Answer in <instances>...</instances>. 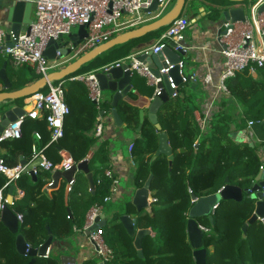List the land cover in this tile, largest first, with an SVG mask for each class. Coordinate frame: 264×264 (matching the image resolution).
<instances>
[{"label": "trees", "instance_id": "16d2710c", "mask_svg": "<svg viewBox=\"0 0 264 264\" xmlns=\"http://www.w3.org/2000/svg\"><path fill=\"white\" fill-rule=\"evenodd\" d=\"M204 1L211 3V0ZM212 14L219 15L220 11L213 7ZM167 27L157 29L145 38L158 37ZM93 65L87 68H94ZM12 73L18 78L14 83L15 88L39 79L30 65H22ZM77 75L75 73L71 77ZM64 81L65 101L70 112L64 119L63 136L52 140L44 118L26 119L20 138L3 141H8L7 151L3 155L8 166L18 165L21 154L31 160L33 145L43 148L55 164L62 161L60 149L68 150L77 163L87 157L96 143V138L89 136L88 132L94 128L100 110L91 100L84 81L69 78ZM227 85L232 96L220 99V110L213 115L204 131L194 117L191 100L179 96L161 106L158 120L169 137L174 154L172 165L164 154L153 159L159 143L155 125L148 119L141 125L138 107L125 100L119 104V111L127 126L134 131L141 126L131 151L136 163L137 185L142 187L153 175L152 213L145 210L137 212L132 202H128L124 214L134 215L138 229L150 228L154 235L144 236V257H139L134 237L127 233L119 220L122 212H115L103 227L104 239L114 251V259L107 264H196L186 231L188 212L194 205L191 195L200 198L215 194L225 185L226 178L230 184L245 190L244 199L222 201L213 213L214 224L208 217L199 219L209 229L204 232L208 252L206 264H264L263 221L257 219L250 224L246 238L242 231V226L256 209L257 199L249 197L247 190L261 171L258 145L240 143L232 136L234 131L246 129L249 120L258 123L264 132V67H259L254 75L249 71L240 72L230 78ZM133 95L130 93V96ZM238 106L243 114L238 111ZM35 131L41 133V139L37 142ZM52 153L55 158L51 157ZM108 162L105 142L89 159L95 191H89L86 176L75 179L69 200L73 218L69 216L65 204L64 185L55 188L50 198L43 191L51 181L50 171L38 170L36 180L27 173L22 174L16 185L24 196L15 199L10 208L22 215L20 231L30 246L37 248L47 240L50 236L47 226L54 239L69 238L77 230L84 229L89 211L96 206H105L106 198L111 194L113 178L100 169ZM5 181L6 178L0 174V187ZM15 239L16 235L0 222V264H29L31 258L17 252ZM33 264H59V261L50 255L36 258ZM84 264H98V260L88 259Z\"/></svg>", "mask_w": 264, "mask_h": 264}, {"label": "built area", "instance_id": "2783aa9c", "mask_svg": "<svg viewBox=\"0 0 264 264\" xmlns=\"http://www.w3.org/2000/svg\"><path fill=\"white\" fill-rule=\"evenodd\" d=\"M17 1V0H8ZM35 1V20L30 24V31H22L16 38L12 46H6L7 30L0 27V53L8 55L16 67L22 65H30L38 76H45L50 73L54 67L60 66L62 61L51 60L44 56V50L47 47L48 41L53 38L59 40L62 36L71 34L74 28L84 25L87 30V36L75 47L71 46V53L67 59H74L82 56L93 48L109 41L116 34L126 28L138 26L152 19L153 17L162 16L168 6L174 0H34ZM154 1H157L156 11L146 13L144 10L149 8ZM264 3V0H258L253 4L254 15L252 18H247L244 21L224 22L220 30L224 31L219 35V40L223 44L221 54L225 59V69L220 77L217 86V95L204 107L202 122L199 123L200 128L204 131L208 126L213 115L219 110V102L221 98L231 97V91L227 85L230 78L235 77L238 73L249 71L251 74H256L259 67H264V11L259 12V7ZM151 14H154L150 16ZM241 24V25H240ZM190 25V19L186 15H181L168 25L157 40L144 50L131 54L124 60L105 66L103 69H108L112 66H119L123 63L128 65L129 70L133 74L141 75L147 79L148 84L155 86L156 91L154 96L160 93L158 84L162 81V77H156L149 66V63L140 61L138 56L142 53H158L165 48L169 43L173 42L175 49L183 50L185 53L192 50L194 47L185 42V32ZM57 55L60 51L57 50ZM52 62V64H51ZM167 67H162L160 74H167L175 65H171L167 60ZM180 68L184 66V61L177 63ZM98 71V70H97ZM96 70L89 72L86 75L72 77L73 80L84 81L88 87L89 95L98 108L103 98L102 91L98 79L96 78ZM182 83L188 81V78L181 72ZM171 88L174 90L171 98L181 96L180 85L176 84L171 76L168 77ZM212 76L206 75L205 82L212 84ZM64 80L58 81V84L48 82L46 86L48 90L36 91L29 97L32 105L26 113L17 118L16 121L10 122L1 132L0 141L8 139H17L22 136V125L26 119L44 118L51 131L52 140H58L63 136L64 119L70 112V107L65 101ZM218 94L221 96L218 97ZM215 101L218 103L215 104ZM244 116V115H243ZM1 118V115H0ZM256 124L255 121L249 120L247 128H252ZM103 125L100 122L97 125L95 134L100 137L102 134ZM38 139H41L39 131L34 132ZM133 144L130 145L132 151ZM261 156V171H264V153L259 150ZM39 159L38 166L27 169V165L8 166L3 158H0V173L6 177V181L0 187V211L7 203L6 189L15 183L24 173L34 175L38 174V170H69L77 162L72 156H65L60 163H53L47 156L43 148L33 145L31 162ZM106 175L113 178V173L107 170ZM75 178L70 182L69 190H72ZM51 184V182H50ZM223 188V187H222ZM221 190V189H220ZM264 190V189H263ZM23 195V192H22ZM108 197L106 198V201ZM151 203L153 197L150 198ZM195 203V201L193 200ZM218 206V205H217ZM213 208L212 214L217 208ZM103 206L93 207L90 211L89 219L84 226L83 231L93 225L98 213ZM18 218L22 221L23 217L18 214ZM264 223V217L261 218ZM200 228L207 232L209 229L203 225ZM89 239L95 246L97 258L103 264L114 259V251L110 248L103 235V227H97L94 231L88 234ZM49 256V250L47 257Z\"/></svg>", "mask_w": 264, "mask_h": 264}, {"label": "water", "instance_id": "95a60500", "mask_svg": "<svg viewBox=\"0 0 264 264\" xmlns=\"http://www.w3.org/2000/svg\"><path fill=\"white\" fill-rule=\"evenodd\" d=\"M187 0H178L177 4L173 9H171L167 14L154 19L152 22L141 25L138 28H135L128 33L110 39L109 41L93 48L92 50L86 52L82 56L74 59H67L69 54L71 53L72 47L78 45L86 36L87 30L84 25L78 26V31L72 32L67 36H62L59 40H55L51 38L47 47L44 50V56L51 60H60L62 61L61 65L67 64L64 68L51 72L47 75V77L43 76L32 84L25 86L24 88L13 91V92H5L0 93V103L14 100L17 98H27L32 96L36 91L43 88L48 82L53 81H61L66 78L73 80L71 77L73 74L77 73L82 67L88 66L95 58L100 56L101 54L107 52L111 48L116 45H120L126 43L127 41L144 36L148 33H151L157 29H160L164 26L171 24L175 19L181 16L183 10L185 8ZM231 2H246L252 0H229ZM26 2L24 0H17L13 2L10 6V9H13L14 13L9 22L7 23V35H6V46H12L18 37V35L22 31H26L29 33L30 24L25 26L23 13ZM157 1H154L152 5L145 9L146 13H150L156 11L157 9ZM264 11V3L259 7V12ZM223 16L226 20H230L231 22L244 21L246 19V10L244 8H230L223 11ZM193 17V16H192ZM191 18V16H190ZM226 30L221 31L220 34L224 33ZM219 34V35H220ZM176 45L171 42L165 48H163L158 53H142L138 56L140 61H144L149 63L150 69L152 73L156 76L162 77V81L158 84V88H160V93L154 96L151 100V103L148 107V118L155 125L156 130L158 131L159 143L157 150L153 159H156L160 155H166L169 159L170 165L173 163L174 154L173 150L169 144V137L166 131H162V126L158 120V112L161 106L168 102L171 99L173 89L169 83L168 77L171 76L174 82L178 85L182 84V76L181 72L183 71L180 66L177 64L178 62L183 60L184 51L175 49ZM57 50L60 51V55H57ZM167 60L171 65H175L172 69L169 70L167 74H160L159 70L162 67H167ZM6 65L5 62L0 69V80L3 82L5 88H11V81L6 73ZM96 78L98 79L100 89L102 92H111L112 100L111 106L113 107L111 114L114 119V122L117 125L122 124V118L118 112L117 106L120 100H122L131 89V78L134 75L131 70H129L128 65L123 63L119 66H112L108 69H100L96 70ZM3 105V104H2ZM0 106L1 118H0V134L3 129L12 121H16L18 117L24 115L26 111H28L32 105V101L26 102L24 106H13L7 108V105ZM104 113V110L101 111V114ZM145 111H140V121L141 125L144 122ZM141 126L139 127V130ZM237 133V132H236ZM235 132H233V136ZM252 146V145H251ZM198 147V146H196ZM21 165H27L26 160L21 158ZM40 163V160H35L32 164H28L27 169H32ZM78 171H83L87 174L89 179L90 188L94 192L95 190V182L93 173L90 172L88 166V160H82L77 164H74L69 170H55L52 174L53 180L51 184H49V188H55L58 186L59 181L64 178L67 182L66 186V194H65V202L68 204L69 198V188L70 182L75 178V174ZM33 178L36 180L37 175L31 173ZM152 179L153 175L151 174L145 184L138 188L133 196L132 204L136 207L137 212H141L145 210L149 213H152L151 209V200H150V191L152 188ZM15 189L14 185L10 186L9 193L11 198H7V203L4 205L3 209L0 211V222L14 235H16L15 245L16 250L20 255L28 256L31 258L29 264H33L36 261V258H47L48 250H52L57 245V241L54 240V236L51 234L49 226H47L48 232L50 236L47 240L35 248L29 245L26 241L24 235L20 231V220L18 218V214L14 212L10 205L13 203L12 195ZM264 171H260L258 176L256 177L255 182L251 186L248 192V196L257 199L256 209L252 217L242 226L243 236L246 238L248 236V227L250 224L254 223L257 219H261L264 217ZM244 192L241 187L232 185L229 183V179H225V185L221 190H219L215 194H211L208 196H203L197 198L196 195L192 194V200L195 201L194 205L191 207L188 213L187 220V235L188 241L193 250V257L196 264H206L207 262V249L205 246L204 240V231L199 226V219L203 217H208L211 221V224H214V217L212 214L213 208L219 205L222 201L225 200H233V201H241L244 199ZM69 216L72 217V213L68 208ZM120 222L125 227L127 233L134 237V245L137 249V255L141 258L144 257L143 251V238L147 234H151V229H138L137 227V218L132 217L130 214H121L119 216ZM107 223L105 214L99 215L93 225H91L87 230L86 234H90L91 231H94L97 227H104ZM62 245V244H61ZM59 248V247H58ZM60 261L59 264H77V259L74 256L70 255H61L58 259ZM99 264H103L100 262Z\"/></svg>", "mask_w": 264, "mask_h": 264}, {"label": "crops", "instance_id": "0c3cea01", "mask_svg": "<svg viewBox=\"0 0 264 264\" xmlns=\"http://www.w3.org/2000/svg\"><path fill=\"white\" fill-rule=\"evenodd\" d=\"M24 1L26 2V5L24 7L23 18H24L25 26H27L28 24H31L35 20V15H36L35 1L34 0H24ZM177 1L178 0H176V3L172 7V9L177 4ZM228 1L229 0H211L210 3L211 5H210L204 0H189V3L188 4L186 3L184 8V10L186 9V12L183 10L184 14L188 16L190 19V25L185 32V42L187 44L193 45L194 47L192 48V50H189L188 52L184 53L183 56L184 66L182 72L188 78V81L180 84L179 89L181 92V98H184L185 100L189 99L192 101L194 107L193 114L198 124L202 122V119L204 118L203 116L204 107L207 104H209L211 101H213L214 100L213 98L217 95V86L219 84L220 77L225 69V59L221 54V49L223 48V44L219 40L220 28L224 24V22L228 21L224 18L223 11L230 8H244L246 10V17L252 18L254 15L253 4L258 0L256 1L252 0L248 2H228ZM12 3L13 1L0 0V27L2 28L7 29L8 26L7 23L13 16L14 13L13 9L9 10ZM213 7L218 8V10L220 11L219 15L212 14ZM184 14L182 13L181 15ZM154 18L156 19V17H153L152 20H154ZM148 22L149 20L143 24H146ZM143 24L131 28H126L120 33L116 34L113 38L122 36L128 33L129 31L140 27ZM76 31H78V27H76V30H73V32ZM148 34L138 38L131 39L126 43L114 46L107 52L97 57V58L104 57L103 61L105 62H103V64L100 67L97 68H87V66L82 67L81 68L82 71L79 70L80 72H78L77 76L86 75L94 70L103 69L107 65L120 62L125 58H127L128 56H130L131 54L138 53L144 50L148 46L152 45L158 38L155 37V38L147 39L145 37ZM97 58H95L93 63L91 62L90 64L93 65L94 62L97 61L96 60ZM5 62L7 63L6 73L11 81L12 86L11 88L7 89L5 88L3 82L0 80V93L17 91L37 81V80L31 81L22 85L21 87L15 88L14 83L18 81V78L12 72L18 70L20 66L16 67L12 62V59L8 55L0 53V69L2 68ZM66 65L67 64L60 65L59 68L55 69L54 71H58L64 68ZM208 74L212 76L213 81L211 85L205 82V77ZM38 77L39 79L41 78V76ZM130 83H131L130 91L122 100L119 101L117 106L120 117L122 118L121 113L119 111V104L123 100H125L126 102H129L131 105L138 107L140 111L144 110L145 111L144 120L145 119L149 120L148 107L151 103L152 98L154 97L156 87L148 84L147 79L145 77L137 74H134L132 76ZM130 93L134 95L130 96ZM112 94L113 93L108 91L102 92L103 98L100 104V106L103 107L102 109L98 108L97 104L93 101L94 104L97 106V109H99L100 111L98 112V118L95 123V126L90 132H88V135L94 136L96 138V143H94V145L91 147L87 157L85 158L88 160V166H89V159L100 149V146L103 143L105 142L107 143V149L109 154L108 165L102 167L96 164V166H100V169L102 171L106 172L107 170H110L113 173V185H112L111 194L108 196V200L106 201L105 206L103 205V207L100 209L99 213L97 214L98 216L101 214H105L107 221L112 217V215L115 212L120 211L118 210V208H120L121 210L122 209L125 210L127 203L132 202L136 190L140 188L137 185L135 179L136 163L133 161L132 154L130 151V145L134 143L137 137H139V130H138L139 128L137 129L138 131H134L132 128L127 126V123L124 121L123 118H122V124L120 126L114 122V119L111 114V111L113 109V107L111 106ZM219 96L221 95L218 94L217 98H219ZM29 101H30L29 97L17 98L14 100L2 102L3 105L0 103V106L7 105V108L13 106H24V104ZM217 103L218 102L215 101V104ZM102 110H104L103 114H101ZM1 114L2 113L0 112V115ZM100 122L103 125V130L101 136L98 137L96 136L95 131L97 125ZM162 131H164L163 127H162ZM234 132L235 135L233 136L232 133V136L235 137V139L238 142L240 143L248 142L252 146L256 144L258 145L257 152H259V150H262L264 153V132L262 131L258 123H256L252 128H246ZM38 140L39 139L36 137V142ZM7 143L8 141L5 142L0 141V158H3V155L7 151V146H6ZM59 154L62 157V159L65 156L68 155L71 156L70 152L66 149H60ZM51 157L55 158V154L52 153ZM21 158L26 160L27 164H32L34 162V161L31 162V160L25 158L21 154L19 157L20 159L19 164L21 163L22 160ZM53 172L54 171L49 172L51 173L50 182H52L53 180L52 177ZM90 172L92 171L90 170ZM28 175H30L31 178L35 180L31 174ZM78 176L79 177L86 176V178L88 179L87 174L83 171H78L75 174V179L78 178ZM49 184L50 183H48V185H46L43 189L44 193L48 196V198L52 196V191L55 188L60 187L61 185H64L65 194H66L67 182L64 178H62L59 181L58 186L55 188H49L48 187ZM88 184H89V191H92L90 188L89 179H88ZM12 185L15 186V189L13 191L11 200L14 201L17 198L23 197L24 193L22 195L23 191L18 188L16 182L13 183ZM71 191H69L68 204H66V202L65 204L67 206V211L69 208L72 213V210L69 206ZM6 194H7V198L10 199L11 195L9 193V190H7ZM150 197H152L151 191H150ZM123 210L118 213L122 212L121 214H124ZM90 214L91 211H89L88 213V217H87L88 219ZM131 216L135 217L134 215ZM71 218H73V213ZM200 225L202 224L200 223ZM151 234L154 235V231L152 229H151ZM54 240L57 241L58 246H56L55 248L49 251V256L51 255L57 259H59L61 255L74 256L77 259V264H84V262L88 259H96L98 260V264L100 263V260L97 258L95 253V246L93 242L89 239V236L86 234L85 231L77 230L74 233V235L69 238L54 239Z\"/></svg>", "mask_w": 264, "mask_h": 264}, {"label": "rangeland", "instance_id": "374dc122", "mask_svg": "<svg viewBox=\"0 0 264 264\" xmlns=\"http://www.w3.org/2000/svg\"><path fill=\"white\" fill-rule=\"evenodd\" d=\"M256 1V0H255ZM176 3V0H174L169 6H168V8L166 9V11H165V13L163 14V15H165V14H167L171 9H172V7L174 6V4ZM185 12H186V9L184 10ZM152 15H154V14H151L150 16H152ZM162 15V16H163ZM155 19V18H154ZM151 21H153L152 19L151 20H149V22H151ZM148 22V23H149ZM74 30H76V28H74ZM103 59H104V57H99V58H97L96 60L97 61H95L94 62V68H96V66H97V64H100L102 61H103ZM51 64H52V62H51ZM103 63H101L100 65H99V67L102 65ZM92 66V67H93ZM59 68V66H57V67H54V68H52L51 70H49V72L51 73V72H54V70L55 69H58ZM80 71H82V69H80ZM80 71H78V72H80ZM77 72V73H78ZM76 73V74H77ZM53 83L54 84H58V81H53ZM41 91H44V92H46V90H47V86L45 85L43 88H41L40 89ZM230 98V97H229ZM196 99H197V97H196ZM219 110H220V106H219ZM238 111L239 112H241L242 111V109H241V107L240 106H238ZM242 113V112H241ZM243 114V113H242ZM250 144V143H249ZM251 145V144H250ZM155 155V154H154ZM118 210H120V211H122L120 208H118ZM120 211H118V212H120ZM123 211H126V209L125 210H123Z\"/></svg>", "mask_w": 264, "mask_h": 264}, {"label": "clouds", "instance_id": "9594fccd", "mask_svg": "<svg viewBox=\"0 0 264 264\" xmlns=\"http://www.w3.org/2000/svg\"><path fill=\"white\" fill-rule=\"evenodd\" d=\"M49 257V256H48Z\"/></svg>", "mask_w": 264, "mask_h": 264}]
</instances>
